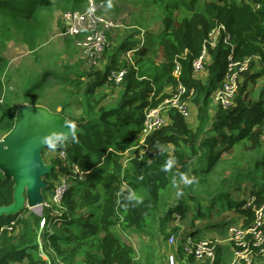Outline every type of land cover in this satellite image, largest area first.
<instances>
[{"label":"trees","instance_id":"16d2710c","mask_svg":"<svg viewBox=\"0 0 264 264\" xmlns=\"http://www.w3.org/2000/svg\"><path fill=\"white\" fill-rule=\"evenodd\" d=\"M144 1L160 11L158 38L149 29L151 16L146 21L137 19L135 24L145 31L147 41L138 44L127 38L107 49L103 67L81 71L76 64H53L51 59L60 57L62 51L44 54L40 50L49 41L53 22L62 24L57 14L83 10L89 0H0V92L17 78L14 91L8 90L0 104V137L14 127L21 103H44L71 123H79L81 130L70 141L43 150L56 152L51 160L55 167L45 175L47 189L53 190L60 175L71 181L62 204L44 207L42 215L31 213L24 218V209L0 217V264H155L149 259L138 262L135 247L114 229L145 232L155 238V226L165 230L175 213L186 218L189 206L181 198L193 193L189 187L199 184L210 186L205 197L208 195L211 210L203 208L201 200L194 203L190 223L194 243L204 239L206 231H229L237 221L252 224L254 213L245 207L247 199L232 196V190L241 191L244 183L253 184L249 195L264 204V84L258 91L250 90L264 76V0ZM255 3L261 6L256 8ZM220 24L232 34L237 58L261 59L253 61L244 74L234 105L228 109L217 106L211 115L214 91L226 72L229 46L220 41L209 49L206 77L194 72L192 62ZM66 40L75 44L72 37ZM12 41L35 54L39 69L32 67L23 73L21 68L9 69L6 52ZM131 50L133 63L123 58ZM176 60L182 64L181 81L189 92L195 90L192 104L197 126L169 110L168 123L143 138L142 154L130 155L124 163V155L142 141L139 134L146 109L159 106L177 84L173 76ZM256 65L262 69L258 71ZM123 68L128 71L120 84L108 79L112 70ZM106 85H120L119 99L110 105L101 104L105 95L100 89ZM54 86L71 87L86 99L79 117L67 111L70 102L66 99L57 104L45 101L47 89ZM74 165L79 166L82 177L73 171ZM14 185L0 170V207L14 203ZM179 189L182 196L173 205ZM229 212L233 214L228 216ZM171 234L166 235L167 240ZM221 249L222 244L215 264H227ZM189 258L194 264H207ZM259 260L264 263L257 258L253 264Z\"/></svg>","mask_w":264,"mask_h":264},{"label":"rangeland","instance_id":"374dc122","mask_svg":"<svg viewBox=\"0 0 264 264\" xmlns=\"http://www.w3.org/2000/svg\"><path fill=\"white\" fill-rule=\"evenodd\" d=\"M23 0H19V2H22ZM100 12L110 19H113L117 23L120 24L118 28H115L113 31H111L109 35V41L110 46L109 49L115 48L120 42L126 40L127 38H131L134 41H137L138 44H141L143 41V37L145 41H147V34H145V31L141 28H138V25H136L135 21L137 19L141 20H148L149 16H151L152 21L151 28H149L152 32L157 33L155 35L156 39L159 36V33L162 31L161 22L159 20L158 15L160 14V11L156 7H148L146 6V1L144 0H95ZM58 20L60 21V24H57V21L55 20L52 24V30L50 32V37L48 43L40 50L42 53H46L48 51H62L61 56L57 58L55 56L53 59V64L56 66H63L66 64H72L77 65L81 71H90L92 67L100 68V66H92L90 63L86 61V59L83 57L82 51L80 48L74 44V42H69L66 40L70 36L60 35L61 28L63 26V19H62V12L57 14ZM146 30V29H145ZM138 31H141L140 33ZM143 33V34H141ZM68 49V50H67ZM154 51H156V47H152ZM69 51V53L67 52ZM6 56L10 59V70L14 71L16 68H21L22 73L29 68L35 67L39 69V64H37L34 61L35 54L28 51L27 46L23 44H15L13 41L10 42V45L8 46ZM158 55L154 56V59L158 61ZM123 58L128 61L126 54L123 55ZM50 60V61H51ZM131 63L130 61H128ZM50 63V62H49ZM104 63V61H103ZM103 63L102 66L103 67ZM48 63H43V65H47ZM256 69L260 71L262 68L259 65H256ZM255 71V70H254ZM18 74V73H17ZM206 70L204 69L201 73L198 74L199 77H206ZM17 81V78L13 80V84H7L8 90L14 91L15 85L14 83ZM264 84V76H260L259 79L250 85V90L258 91V88ZM120 85H106L100 89V92L104 94L105 96L101 100L102 105H110L115 103L120 96ZM45 101H54L56 104L58 100L60 99H66L70 102V105L67 108V111L73 115L74 117H79L82 113V109L85 108L87 101L86 99L76 93L73 88L67 87V88H59L58 86H54L53 88H48L46 92ZM8 94V91H7ZM6 99V97H5ZM22 104V103H21ZM192 104V103H191ZM31 105V104H30ZM34 106H45L44 103L42 104H34ZM47 107V106H45ZM60 107V106H59ZM50 111H53L48 107ZM211 115L215 114V111L217 109V105L212 103L211 107ZM192 115L190 118H188L189 124L192 127H196L198 124V116L196 108L192 104ZM65 116V115H64ZM72 124V123H71ZM8 134V133H7ZM3 135L0 137V140H4V137L7 135ZM143 132L139 134V137L142 139V141L138 144V146L130 149L127 154L124 155L123 161L124 163L127 162V159L130 155H141L142 152L145 149L144 141H143ZM45 149V148H44ZM43 149V150H44ZM43 150L41 152L42 157L45 161V165H50L52 162L51 160L55 158L56 152L52 150H45L43 153ZM229 172L227 171V174ZM62 175L59 176L61 178ZM217 178V176H215ZM43 179L45 180V175L43 176ZM70 181V180H69ZM47 183V182H46ZM71 183V181H70ZM187 183V182H186ZM48 184V183H47ZM49 185V184H48ZM47 185V188H48ZM45 188L43 190L44 198L48 201L52 200V189ZM208 188L210 186L208 185ZM208 188L204 184H199L195 187H189L188 191L197 193L199 196L194 198L191 195L192 194H185L181 200L183 199L185 202H187L189 206V210L186 212V218L182 219V217L179 218L180 213H175L174 217L169 223H167V226L165 230H162L160 226H155L157 232L155 238H153L151 235H148L145 232H122L120 229L115 228L114 231L116 234L120 235L124 240H126L128 243L132 244L135 249L137 250V261H145L147 259L153 260L155 264H169L167 261V256L174 252L176 257V264H194L190 260V258L184 253V246L186 244V240L193 236L192 230L190 227L191 223V214L194 208V203H199L201 200L203 208L207 210H211V206L208 204L209 200L205 197V195L208 193ZM253 189V184L251 182H246L243 184V189L241 191H235L232 190V196L238 200H248L249 193ZM196 191V192H194ZM187 193V192H186ZM181 191L178 190L175 198H173V205H176L181 197ZM217 206L221 207V204ZM216 206V208H218ZM26 213H24V218L30 217L31 213H35L37 215H42L43 209L42 205L36 206V207H30L28 202L25 204ZM229 215H232L233 212H229ZM227 217V216H226ZM199 222V221H197ZM241 221H237L234 224H240ZM201 224L200 222L197 224ZM214 231V230H212ZM170 233H177L178 241L177 245L170 246L167 242L166 235ZM218 233V234H217ZM229 231L222 230L217 231L216 233H205V238H211L216 239L218 246L222 244L221 253L227 257L228 261L227 264H230L233 256H234V245L229 241ZM198 261V260H197ZM201 262V261H199ZM197 263V262H196ZM198 264V263H197Z\"/></svg>","mask_w":264,"mask_h":264},{"label":"built area","instance_id":"2783aa9c","mask_svg":"<svg viewBox=\"0 0 264 264\" xmlns=\"http://www.w3.org/2000/svg\"><path fill=\"white\" fill-rule=\"evenodd\" d=\"M255 6L259 8L261 4L255 3ZM62 19L63 29H61L60 35L74 38L86 61L92 66L101 67L105 60L106 51L110 46L109 35L120 24L102 14L95 0H89L88 6L83 10L69 9L64 11ZM144 40L143 37L141 44H143ZM220 41L229 46V52L224 79L214 91L213 100L217 106L228 109L234 105L244 74L251 69L253 61L261 58L260 56L237 58L235 56L236 50L233 44V36L224 24H220L210 32L203 45L202 53L192 62V68L196 74L201 73L205 69L209 49L216 47ZM133 54L134 50L128 51L126 54L127 59L132 63ZM127 71L128 68L112 70L108 74V79L120 84ZM181 74L182 64L176 60L173 76L177 84L170 88V96L165 98L159 106L146 109L143 129L144 138L168 123L167 113L171 109L179 112L187 119L191 117L193 112L191 103L195 90L192 89L189 92L187 86L181 81ZM7 91L8 87L4 85L0 92V104L5 102ZM61 156L64 159L67 158L64 152L61 153ZM73 171L82 177L79 166L74 165ZM70 186L71 183L66 177L59 178L52 190V200L48 201L45 199L42 209L44 207L60 206ZM245 207L253 211L254 221L249 226L242 224L230 226L229 241L234 245V256L230 264H253L257 258L264 260V204H259L257 197L251 195ZM177 241L178 237L175 234H171L167 240L169 245L174 247L177 245ZM216 241L204 238L198 243H194L191 236L186 240L183 250L188 257L194 256L198 261L215 264L218 248ZM176 257L174 252L170 253L167 256L168 263L176 264Z\"/></svg>","mask_w":264,"mask_h":264},{"label":"water","instance_id":"95a60500","mask_svg":"<svg viewBox=\"0 0 264 264\" xmlns=\"http://www.w3.org/2000/svg\"><path fill=\"white\" fill-rule=\"evenodd\" d=\"M80 132V124H71L59 111L27 103L18 106L14 127L0 140V170L15 184L14 203L0 207V217L18 214L26 202L30 207L44 203L43 190L48 184L43 176L52 172L55 164L45 165L42 150L70 141Z\"/></svg>","mask_w":264,"mask_h":264},{"label":"crops","instance_id":"0c3cea01","mask_svg":"<svg viewBox=\"0 0 264 264\" xmlns=\"http://www.w3.org/2000/svg\"><path fill=\"white\" fill-rule=\"evenodd\" d=\"M9 68H10V63H9ZM207 233H216L217 232V230H215V231H206ZM218 234V233H217ZM223 247V246H222ZM257 264H264L263 263V261L262 260H259L258 262H257Z\"/></svg>","mask_w":264,"mask_h":264},{"label":"clouds","instance_id":"9594fccd","mask_svg":"<svg viewBox=\"0 0 264 264\" xmlns=\"http://www.w3.org/2000/svg\"><path fill=\"white\" fill-rule=\"evenodd\" d=\"M141 34H143V33H141ZM145 41V40H144ZM144 43V42H143ZM102 66V65H101Z\"/></svg>","mask_w":264,"mask_h":264}]
</instances>
